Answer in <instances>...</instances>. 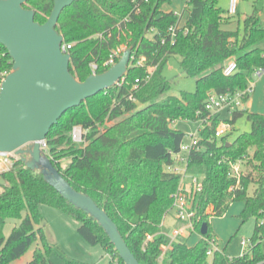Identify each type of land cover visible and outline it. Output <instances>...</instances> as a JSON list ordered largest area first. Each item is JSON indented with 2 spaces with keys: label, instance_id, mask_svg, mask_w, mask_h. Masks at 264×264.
<instances>
[{
  "label": "trees",
  "instance_id": "obj_1",
  "mask_svg": "<svg viewBox=\"0 0 264 264\" xmlns=\"http://www.w3.org/2000/svg\"><path fill=\"white\" fill-rule=\"evenodd\" d=\"M171 1L78 0L63 10L56 30L65 43L72 44L69 70L77 80L84 81L90 75L92 63L97 65V74L108 70L104 63L114 50L125 47L132 53L127 73L118 85L67 111L50 130L45 140L46 155L73 189L90 196L106 212L140 264H206L208 241L213 239L209 220L223 217L237 202L244 203L239 219H256L249 250L244 249L237 258L217 250L210 264H264V115L246 110L233 112L225 120L233 125L246 116L251 125L249 133L231 143L224 136L215 137L218 116L210 126L200 125V150L188 154L187 170L203 177V190L193 203L194 226L200 235L201 226L206 224L207 233L191 247L186 240L171 244L166 259L159 260L162 247L169 244L161 230L162 221L173 206L181 180L180 175L165 168L174 164L173 157L185 138L172 123L198 121L196 113L203 110L210 92L245 91L253 72L264 70V49L259 46L264 28L259 12L244 19L242 31L238 27L233 32L222 29L230 17L218 7V0H187L184 24L171 43L168 30L177 18L173 12L161 10ZM53 2L31 0L26 8L35 12V22L44 24ZM0 48L4 52L0 72H10L12 61ZM171 57L178 58L186 77L195 79L194 92L168 95L172 80L162 71ZM231 60L237 64V71L226 77L223 68ZM148 68L154 69L149 72ZM249 99L245 96L244 102ZM75 126L85 131L81 144L71 139ZM238 161H245L255 175L232 176L231 164ZM0 178L6 182L0 187V264H12L35 243L41 247L34 250L27 264H52L49 257L55 251L40 227V205L78 221L77 232L87 244L101 246L110 255V264H124L102 228L68 205L39 172L25 168L16 159L9 170L0 172ZM251 185L255 187L252 194ZM208 208H212L211 214L206 213ZM7 219L21 222L5 238L2 230Z\"/></svg>",
  "mask_w": 264,
  "mask_h": 264
},
{
  "label": "water",
  "instance_id": "obj_2",
  "mask_svg": "<svg viewBox=\"0 0 264 264\" xmlns=\"http://www.w3.org/2000/svg\"><path fill=\"white\" fill-rule=\"evenodd\" d=\"M30 1L0 0V45L12 61L0 90V155L12 154L25 168L39 172L68 205L102 228L124 264H140L106 212L70 186L39 144L67 111L119 84L132 49L105 72L79 81L70 73L71 57L61 51L64 38L56 30L63 10L78 0H54L44 24L35 22V12L26 8ZM5 185L0 178V187ZM206 233L203 224L200 236Z\"/></svg>",
  "mask_w": 264,
  "mask_h": 264
},
{
  "label": "rangeland",
  "instance_id": "obj_3",
  "mask_svg": "<svg viewBox=\"0 0 264 264\" xmlns=\"http://www.w3.org/2000/svg\"><path fill=\"white\" fill-rule=\"evenodd\" d=\"M186 2L187 0H172L171 4H166L164 10L180 12L183 7L185 8ZM218 7L227 15L228 0H218ZM255 11L260 13V20L264 28V0H239L237 14L230 17L229 22L226 23V21L225 24L222 25V29L234 32L239 27L240 31H242L244 19L251 16ZM148 36L151 37V34L149 33ZM259 46L264 49V40ZM121 50L124 52L126 48L121 47ZM162 74L167 79L172 80V86L168 95L179 96L181 92H194L196 89L195 79L188 78L182 73L177 57H171L167 61ZM253 82L256 86V94L250 96V99L252 98L253 100L251 109L261 113L260 111L264 110V77L253 79ZM221 118L228 120L230 119V115L222 113ZM111 124L112 123H106L107 126ZM172 127L185 134V146L191 145L193 137L199 138L198 129L200 123L198 121L177 120L172 123ZM217 128L220 130L223 129L222 125H218ZM250 131L251 125L247 121L246 116H243L230 126L224 137L231 143L239 135L249 133ZM252 152L253 150L251 149L248 154L251 156ZM181 155L182 157L185 156V154ZM64 166L65 162L63 163V167ZM177 166L175 162L171 169L165 168V171L171 172V170ZM236 166L238 171L234 174L243 173L255 175L251 167L245 161L236 162ZM254 189L255 187L251 185L249 193L252 194ZM241 208V203L237 202L227 210L221 219L212 217L209 220L213 240L216 242L219 250H224L225 254L230 258L240 257L244 249L249 250L248 246L246 248L242 247L240 242L242 240L249 241L252 238L256 225L255 218H250L245 222L239 219ZM39 212L43 218L40 227L45 234L47 242L55 251V253L51 254L49 257V261L52 264H65L64 258L84 264H110V255L106 254L101 246H90L80 237L77 232L80 225L78 221L62 211L46 205H40ZM169 212L168 219L174 215L175 211L171 209ZM206 213L211 214L212 208H208ZM20 222L21 219H7L2 230L3 236L8 238L12 230L18 226ZM199 236L200 235L197 233L193 234L189 240H187L188 245L192 246L196 241L198 242L200 240ZM38 247H41L40 243L33 244L21 258L14 261L12 264H27L32 260L33 252ZM262 250L264 252V240H262ZM115 262L117 261L115 260ZM210 263L211 257H208L206 264Z\"/></svg>",
  "mask_w": 264,
  "mask_h": 264
},
{
  "label": "built area",
  "instance_id": "obj_4",
  "mask_svg": "<svg viewBox=\"0 0 264 264\" xmlns=\"http://www.w3.org/2000/svg\"><path fill=\"white\" fill-rule=\"evenodd\" d=\"M136 1V0H134ZM140 2H148V0H139ZM239 0H228V8H227V15L229 17H233L237 14V5ZM186 10V6L184 8ZM181 12H173L174 16L177 18V22L171 26L168 30L169 35L171 37V43L175 40V32L179 28H181L184 24V17H185V10ZM164 43V41L162 42ZM72 44H67L65 42L61 45V51L63 53H68V50L71 49ZM123 53L121 48L112 51L108 60L104 63L105 66L110 68L116 63V60L120 58V55ZM4 56V52L0 48V60ZM144 59L138 61L137 65H141ZM90 75L97 74V65L95 63L90 64ZM154 68H148V71L151 72ZM237 71V64L231 60L227 62L223 68V75L226 77L232 76ZM9 72L2 71L0 72V90L1 84L4 81L5 77L8 75ZM264 75L263 69H257L252 74V80L249 82L248 87L245 91L236 92V93H225V94H216L214 92H210L207 96V99L204 103V108L202 111L196 113L198 118V122L200 125L203 126H210L212 120L218 116L220 119V125H222L223 129H216L215 137L221 138L227 133V130L230 128V124L225 120L220 118V115L225 112L231 115L233 112L236 111H243L245 110L246 103L244 102L245 96H251L254 91V82L253 79L260 78ZM199 133V132H198ZM85 131L80 126L73 127L71 131V139L76 144H81L83 142ZM199 138L193 137L192 143L190 146H185L184 143L180 146V152L176 154L174 158V163L178 165L176 168L171 170V173L178 174L181 176L180 185L178 187L177 192L174 194V202L172 206V210L175 211L174 215L175 218L181 222L183 225L180 228L172 230L170 234H166L169 238V244L167 246L162 247V254L159 257L160 261L166 259L165 253L170 248L171 244L177 243L179 238L185 235L186 231L195 232V212L193 211V203L194 198L196 195H199L203 190V177L200 175L189 173L187 170V163H188V154L191 151H199L200 148L198 147ZM41 150L46 154L47 146L46 141H42L39 143ZM181 154H185L182 157ZM18 159L14 157L12 154L0 155V172L9 170L12 166L14 160ZM174 165V164H173ZM172 165V166H173ZM172 166L168 167L171 169ZM237 166L235 164H231V174L234 177H238L239 174L237 173ZM186 180V181H185ZM148 240H151V237H148ZM209 248L207 250V256L212 257L214 252L219 250L216 242L212 239L208 241ZM249 241L242 240L240 245L244 248L249 246Z\"/></svg>",
  "mask_w": 264,
  "mask_h": 264
},
{
  "label": "crops",
  "instance_id": "obj_5",
  "mask_svg": "<svg viewBox=\"0 0 264 264\" xmlns=\"http://www.w3.org/2000/svg\"><path fill=\"white\" fill-rule=\"evenodd\" d=\"M172 2V1H171ZM166 6V4L165 5H163L162 7H161V10L163 11V12H174V11H171V10H164V7ZM183 9H184V7H183ZM182 9V10H183ZM181 10V11H182ZM180 11V12H181ZM262 77H264V75L262 76ZM262 77H260V78H262ZM261 81H262V79H261ZM255 91H256V86H255V84H254V91H253V95L254 94H256L255 93ZM252 104H253V100H252V98L251 99H249L248 100V102L246 103V105H245V110L247 111V112H250V113H257V114H261V115H264V110L263 111H260L261 113H259L258 111H255V110H252L251 108H252ZM251 109V110H250ZM252 111V112H251ZM223 113H225V112H223ZM220 118H221V115H220ZM222 120H227V119H223V118H221ZM186 181V180H185ZM1 192V191H0ZM239 203H241V205H242V208H241V210L243 209V206H244V203L243 202H239ZM236 203H233V204H231L230 205V207L231 206H233V205H235ZM229 207V208H230ZM241 210H240V212H241ZM169 213L170 212H168V214L166 215V217H165V219L163 220V223H162V228H161V230H162V233L163 234H170L171 232H172V230H174V229H177V228H180V227H182L183 225L181 224V222H179L176 218H175V215H172L171 216V218L170 219H168V217H169ZM222 217H220V219H221ZM197 232H190V231H186L185 232V235L183 236V237H181V238H179V241H181V240H186V244H187V246H189V247H191L190 245H188V242H187V240H189V238L193 235V234H196ZM198 234V233H197ZM199 235V234H198ZM199 238H200V236H199ZM197 243V241L193 244V245H195ZM192 245V246H193Z\"/></svg>",
  "mask_w": 264,
  "mask_h": 264
}]
</instances>
